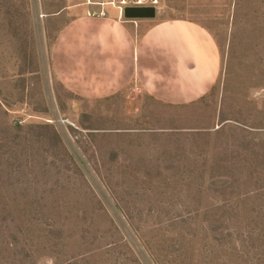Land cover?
<instances>
[{"label":"rangeland","instance_id":"obj_1","mask_svg":"<svg viewBox=\"0 0 264 264\" xmlns=\"http://www.w3.org/2000/svg\"><path fill=\"white\" fill-rule=\"evenodd\" d=\"M93 1L198 25L216 73L206 48L173 73L164 26L160 69L140 68L177 102L134 82L77 95L53 48L87 0H0V264H264V0Z\"/></svg>","mask_w":264,"mask_h":264},{"label":"crops","instance_id":"obj_2","mask_svg":"<svg viewBox=\"0 0 264 264\" xmlns=\"http://www.w3.org/2000/svg\"><path fill=\"white\" fill-rule=\"evenodd\" d=\"M83 4L80 5L81 13L71 19L60 31L53 48L54 69L59 79L75 94L86 97L108 96L134 82L157 98L177 102L178 98H166L170 95L165 93L171 89L166 87L165 81L160 80L162 74L166 75V70H162L161 75L157 74L154 78L146 72L149 68L156 69L158 66V63L157 65L152 63V60L154 62L152 56L160 46L152 35L154 31L164 26H168L169 32L175 28L182 35H179L178 40L175 41L174 51L171 46L169 56L167 55L169 65L175 70H172L173 73L179 74L182 71L181 63L192 67L190 60L180 62L177 56L178 50L204 52V48L212 57L214 56L213 68L214 74L216 73L218 55L215 45L198 25L185 20H166L149 26L154 16L127 18L124 16V9L127 6L114 7L117 9V14L109 16L103 9V6L110 5L106 1L87 0ZM95 5L100 8H95ZM90 9L94 12H88ZM138 19L141 22H138ZM68 32L70 34L65 36ZM76 42L84 45L72 47ZM64 43L67 48H64ZM63 49H66L65 53L62 52ZM59 58L62 62H66L68 75L65 69L59 67ZM140 62L143 63L146 71H141ZM159 69L157 68L156 71ZM82 79L84 82H81ZM156 80L158 82L153 84L152 81ZM148 82L152 85L148 86ZM208 86L206 85L205 88L207 89Z\"/></svg>","mask_w":264,"mask_h":264},{"label":"water","instance_id":"obj_3","mask_svg":"<svg viewBox=\"0 0 264 264\" xmlns=\"http://www.w3.org/2000/svg\"><path fill=\"white\" fill-rule=\"evenodd\" d=\"M124 16L127 18L153 17L154 8L150 6H127L124 9Z\"/></svg>","mask_w":264,"mask_h":264},{"label":"trees","instance_id":"obj_4","mask_svg":"<svg viewBox=\"0 0 264 264\" xmlns=\"http://www.w3.org/2000/svg\"><path fill=\"white\" fill-rule=\"evenodd\" d=\"M56 137L58 138L59 136L56 135ZM212 231H213V232H214V231L216 232V235L214 236V240L217 241V242H220V241H222V240H228V239H230V238L232 237V232L229 231L227 228L219 229V227H218V228H215L214 230L212 229ZM215 232H214V233H215ZM236 235H237V234H236ZM243 241H244V238H240L241 246H244V245L242 244ZM224 242H225V241H224ZM234 250H237L236 245H235V247H234ZM237 258H240V257H237Z\"/></svg>","mask_w":264,"mask_h":264}]
</instances>
